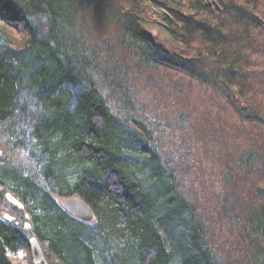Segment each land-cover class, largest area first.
<instances>
[{
    "label": "trees",
    "instance_id": "1",
    "mask_svg": "<svg viewBox=\"0 0 264 264\" xmlns=\"http://www.w3.org/2000/svg\"><path fill=\"white\" fill-rule=\"evenodd\" d=\"M151 1L0 0V264H264V0Z\"/></svg>",
    "mask_w": 264,
    "mask_h": 264
},
{
    "label": "rangeland",
    "instance_id": "2",
    "mask_svg": "<svg viewBox=\"0 0 264 264\" xmlns=\"http://www.w3.org/2000/svg\"><path fill=\"white\" fill-rule=\"evenodd\" d=\"M146 1V2H145ZM145 2V3H143ZM142 6L140 8L141 10V17L143 18V21L145 23L146 29L154 36V38L160 42H164L165 45L172 49L173 47H176V45L170 41L168 34L166 33V30L164 29L163 26L159 24L161 21V17L163 15V12L166 10L155 6L152 1L150 0H143ZM39 26L42 28L43 25L39 24ZM157 72L149 73L150 75H155ZM0 148L3 150V157L5 156V152L7 153V161H11L12 163H17V162H23V156L19 151L9 149L10 147L7 145V140L3 139V137H0ZM6 148V151H5ZM4 198H6L4 196ZM7 199V198H6ZM57 201H59L61 198L56 197ZM8 200V199H7ZM9 203H11L8 200ZM3 215L9 218L10 220H14V217H12L8 211H3ZM11 217V218H10ZM29 224L28 221L24 222L23 225Z\"/></svg>",
    "mask_w": 264,
    "mask_h": 264
},
{
    "label": "water",
    "instance_id": "3",
    "mask_svg": "<svg viewBox=\"0 0 264 264\" xmlns=\"http://www.w3.org/2000/svg\"><path fill=\"white\" fill-rule=\"evenodd\" d=\"M3 156V151L0 148V158ZM2 188L0 187V191ZM5 197L19 208H23V205L18 201L11 193L7 192ZM60 207L72 215L73 217L84 221L92 222L94 220V213L91 208L82 200L79 196L63 197L59 200ZM25 229H29L28 224L24 225ZM30 259L34 264H47L42 246L35 236H31L28 239Z\"/></svg>",
    "mask_w": 264,
    "mask_h": 264
},
{
    "label": "bare ground",
    "instance_id": "4",
    "mask_svg": "<svg viewBox=\"0 0 264 264\" xmlns=\"http://www.w3.org/2000/svg\"><path fill=\"white\" fill-rule=\"evenodd\" d=\"M6 193H7V192H6ZM6 193H4V196H5Z\"/></svg>",
    "mask_w": 264,
    "mask_h": 264
}]
</instances>
